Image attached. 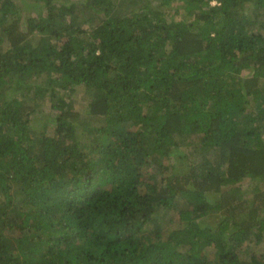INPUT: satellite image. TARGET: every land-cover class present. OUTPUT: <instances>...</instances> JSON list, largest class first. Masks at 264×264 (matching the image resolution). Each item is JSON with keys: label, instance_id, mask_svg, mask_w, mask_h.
<instances>
[{"label": "trees", "instance_id": "obj_1", "mask_svg": "<svg viewBox=\"0 0 264 264\" xmlns=\"http://www.w3.org/2000/svg\"><path fill=\"white\" fill-rule=\"evenodd\" d=\"M19 1L0 0V264H264V0Z\"/></svg>", "mask_w": 264, "mask_h": 264}, {"label": "rangeland", "instance_id": "obj_2", "mask_svg": "<svg viewBox=\"0 0 264 264\" xmlns=\"http://www.w3.org/2000/svg\"><path fill=\"white\" fill-rule=\"evenodd\" d=\"M17 3L20 5V1L17 0ZM32 7H29L27 9H25V7H21L19 8V10L17 11L19 16H21V27L23 29H25V22H24V19H25V15H32V16H36L37 14V8L33 7L32 3L30 4ZM177 17V16H176ZM91 91L90 90H87L86 88H84L83 86H77L75 88H73V91H72V97L70 98V101H74L72 102L73 103V108L75 110H77L78 112L81 113V115L84 117L87 113V102L91 99ZM94 94V93H93ZM73 99V100H72ZM45 108H48L47 106ZM47 110V109H45ZM190 149L184 147V148H180L178 149L176 152H175V156L174 158L172 159L173 161H177L176 163V166H175V171L176 172H180L182 173L183 171L186 170L187 168V164L185 163V159L184 158H179V155L178 154H183L185 153L186 151H189ZM171 162V161H170ZM256 182L255 181H252V180H248V179H245L242 184H243V187L242 189L244 190V192H249L251 190L250 187H248V185L250 184H255ZM173 214L170 212L168 216H165V218L163 219V223L166 221L167 222V218L171 217ZM213 216H215V214H212ZM164 217V216H163ZM176 219H177V215L175 216ZM213 219V218H212ZM211 219V220H212ZM212 223V222H211ZM168 225V224H167ZM165 225V226H167ZM162 233L164 234L165 236V229L164 231H162ZM263 247H261V250L264 249V243L262 244ZM255 248V247H253Z\"/></svg>", "mask_w": 264, "mask_h": 264}]
</instances>
